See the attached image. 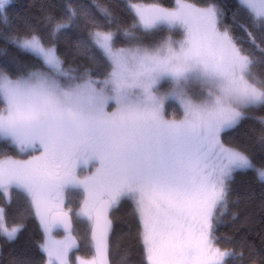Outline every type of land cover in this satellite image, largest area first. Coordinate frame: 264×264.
<instances>
[{
    "label": "snow or ice",
    "instance_id": "6c2138e0",
    "mask_svg": "<svg viewBox=\"0 0 264 264\" xmlns=\"http://www.w3.org/2000/svg\"><path fill=\"white\" fill-rule=\"evenodd\" d=\"M10 4L0 0L4 23ZM90 4L108 27L88 5L70 3L61 17L47 18L50 43L35 31L10 38L43 67L22 66L15 78L0 68V142L28 155L0 156V193L10 201L16 190L28 200L46 234L40 247L47 264H69L76 246L72 209L64 207L69 189L83 193L78 215L90 221L95 249L79 264H109V210L123 199L135 205L147 264H227L235 253L217 246L216 214L227 209L234 173L254 170L264 182V167L220 136L240 124L244 110L264 107V80L253 71L264 55L238 46L232 28L222 29L224 12L215 3L197 7L176 0L171 9L130 3L135 19L127 28L107 0ZM237 13H246L250 24L238 22ZM237 13L234 25L264 54L256 36L264 40V0H237ZM81 24L88 39L78 46L99 50L110 67L103 79L63 67L54 41ZM164 27L182 30L183 39L169 37L155 48L116 47L118 33L131 38L134 30ZM193 84L199 95L190 91ZM169 102L182 118L166 116ZM22 227H9L0 208V236L14 241ZM60 228L65 238L51 239Z\"/></svg>",
    "mask_w": 264,
    "mask_h": 264
},
{
    "label": "trees",
    "instance_id": "16d2710c",
    "mask_svg": "<svg viewBox=\"0 0 264 264\" xmlns=\"http://www.w3.org/2000/svg\"><path fill=\"white\" fill-rule=\"evenodd\" d=\"M116 14L119 24L130 27L134 22V14L128 7V2L142 4H158L164 8H173L175 0H107ZM197 7H205L215 3L224 12L222 25L232 28V34L238 37V46L245 52H252L260 57V53L251 43L247 35L237 28L233 22V14L237 13V0H187ZM77 7L88 5L96 14L98 22L108 27L90 0H12L6 7L7 23L0 19V68H5L15 78L17 70L22 66L43 67L40 60L22 52L15 47L10 38L13 34L23 35L28 31H35L50 43L48 35L51 25L48 17H61L69 4ZM236 20L245 25L250 21L246 13H237ZM111 27L115 28L116 25ZM255 31L254 29H250ZM174 31L161 28L151 32L134 30V36L125 38L118 33L116 47H135L141 45L148 48L159 46L165 38ZM257 42L264 46V40L257 32ZM88 30L81 24L80 28L69 31L67 35H60L54 41L61 59L64 61L65 71L72 75H91L93 79H103L110 71L108 62L98 49L88 46H78V41H87ZM48 71V69H44ZM259 79L264 80V64L253 69ZM63 79V78H62ZM192 93L200 91L198 85H192ZM196 95V94H194ZM0 107H3L0 101ZM245 118L234 128L221 134V141L227 147L237 148L251 157L257 166L264 167V141L260 137L264 134V107L246 109ZM166 116L179 119L182 117L180 108L172 102L166 104ZM21 156L14 147H8L0 142V156ZM230 193L227 209L223 215L218 211L214 221V237L217 246L222 250L235 253L234 258L227 260V264H264V182H261L254 170L236 172L229 181ZM69 203L72 212L81 206V194L77 191L69 193ZM0 208L4 210L5 223L11 227L22 225V231L14 241L0 236V264H45V255L40 249L45 232L22 193L12 190L11 199L0 193ZM73 234L77 239V247L69 254V261L75 264L78 257L93 258L90 240L91 224L85 219L73 217ZM112 233L109 239L110 264H147L144 248L141 242V224L135 211L134 203L123 199L117 207L112 208ZM56 233L55 236H61Z\"/></svg>",
    "mask_w": 264,
    "mask_h": 264
},
{
    "label": "rangeland",
    "instance_id": "374dc122",
    "mask_svg": "<svg viewBox=\"0 0 264 264\" xmlns=\"http://www.w3.org/2000/svg\"><path fill=\"white\" fill-rule=\"evenodd\" d=\"M12 1V0H11ZM131 2H128V5L130 4ZM176 6V0H175V3H174V7ZM7 7V6H6ZM173 7V8H174ZM164 28H166V29H168L167 27H164ZM223 29V28H222ZM169 31H171V30H173L174 31V35H172V34H170L169 33V35L165 38V40L166 39H168L169 37L173 40V41H180V40H182L183 39V32H182V30H180V29H168ZM164 40V41H165ZM163 41V42H164ZM162 42V43H163ZM161 43V44H162ZM157 47V46H156ZM61 80L63 81V79L61 78ZM193 85H196V84H193ZM199 93H200V91H198V92H196V93H193V94H196V95H199ZM177 105V104H176ZM178 106V105H177ZM179 107V106H178ZM109 110H111V108L109 109ZM182 112V111H181ZM182 118V117H181ZM180 119V118H179ZM225 131H227V130H225ZM223 133V132H222ZM221 133V134H222ZM220 139H221V137H220ZM20 154V153H19ZM35 154H38V153H35ZM21 156H27V154H20ZM15 158V157H14ZM16 159H27V158H20V157H18V158H16ZM74 191H77V192H79L80 194H81V203L83 202V199H84V196H83V193H82V191L81 190H74ZM69 192L68 193H64L63 194V198H64V207H65V210L67 211V209H69L70 208V203H69ZM82 205V204H81ZM80 208H81V206H80ZM80 208L77 210V211H75V212H71L70 214H72L73 215V217H77V218H80V219H85L86 221H88V219L86 218V217H84V216H82V215H78V213L80 212ZM38 220H39V222H40V219H39V217H38ZM140 221V220H139ZM89 223H90V221H88ZM91 224V223H90ZM67 235V234H66ZM66 235H61V236H59V237H56L55 235H51V239H53V240H63L64 238H65V236ZM71 235L75 238V241H76V246L75 247H73L72 249H71V251H73V250H75L76 249V247H77V239H76V237L74 236V234L73 233H71ZM45 239H46V235H44V238H43V241L40 243V246L45 242ZM40 249H41V247H40ZM71 251L69 252V254L71 253ZM44 253V252H43ZM69 254H68V261H69ZM44 255H45V258H46V260H45V264H47V255L44 253ZM81 259H83V260H91L92 258H90V259H85V258H81V257H78V258H76V260H75V264H79V261L81 260ZM69 264H71L70 263V261H69Z\"/></svg>",
    "mask_w": 264,
    "mask_h": 264
},
{
    "label": "water",
    "instance_id": "95a60500",
    "mask_svg": "<svg viewBox=\"0 0 264 264\" xmlns=\"http://www.w3.org/2000/svg\"><path fill=\"white\" fill-rule=\"evenodd\" d=\"M111 211H112V209L109 210V219L110 220H111V218H110ZM71 223H72V227H71V233H72L73 232V220H72V217H71ZM112 229H113V223H112V228H111V231H110L109 239H110V236H111V233H112ZM58 232L61 233V234H63V235H66L67 234L62 228H60V229H53L51 234L58 233ZM90 240H91V227H90ZM91 244H92L93 257H94L95 256V249L93 247L92 240H91ZM108 261H109V253H108ZM109 264H110V261H109Z\"/></svg>",
    "mask_w": 264,
    "mask_h": 264
},
{
    "label": "flooded vegetation",
    "instance_id": "af4514ba",
    "mask_svg": "<svg viewBox=\"0 0 264 264\" xmlns=\"http://www.w3.org/2000/svg\"><path fill=\"white\" fill-rule=\"evenodd\" d=\"M87 172H88V169L86 168V169L84 170V174H87ZM74 190H78V189H69V190H66L65 192H66V193H68V192L71 193V192L74 191ZM55 234H56V233H55ZM55 234H54V235H55Z\"/></svg>",
    "mask_w": 264,
    "mask_h": 264
}]
</instances>
